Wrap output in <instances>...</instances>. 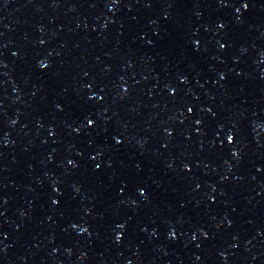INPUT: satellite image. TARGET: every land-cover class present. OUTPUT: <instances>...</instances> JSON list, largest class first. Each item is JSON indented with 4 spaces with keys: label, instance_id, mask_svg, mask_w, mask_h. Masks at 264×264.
I'll return each instance as SVG.
<instances>
[{
    "label": "snow or ice",
    "instance_id": "snow-or-ice-1",
    "mask_svg": "<svg viewBox=\"0 0 264 264\" xmlns=\"http://www.w3.org/2000/svg\"><path fill=\"white\" fill-rule=\"evenodd\" d=\"M231 139V138H230Z\"/></svg>",
    "mask_w": 264,
    "mask_h": 264
}]
</instances>
